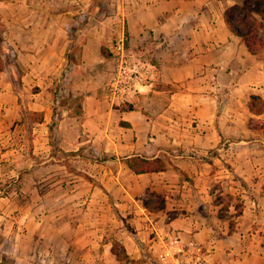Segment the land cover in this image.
Instances as JSON below:
<instances>
[{"label": "rangeland", "instance_id": "obj_1", "mask_svg": "<svg viewBox=\"0 0 264 264\" xmlns=\"http://www.w3.org/2000/svg\"><path fill=\"white\" fill-rule=\"evenodd\" d=\"M147 1L0 0V36L6 41L0 51L6 60L0 73V264H51L50 255H45L48 237L65 227L69 218L79 222L86 217L99 220L105 232L99 262L158 264V248L152 247L156 233L145 241L136 235L141 224L135 220L145 212L156 219L164 216V224L186 213L200 219L216 215L233 228L239 215L256 214L261 220L264 264V90L260 85L233 95L230 80L223 76L218 79L216 112L186 109L179 115L175 112L178 121L172 125L151 127L150 137L193 142L167 145L160 157L167 165L165 173L136 175L124 163L125 153L114 151L109 143V135L121 133L120 124L125 122L121 110L133 107L130 99L150 78L127 94L115 93L121 54L148 75L150 69L157 70L150 65L157 61L153 51L135 44L129 31L138 21L128 13ZM15 3L19 12H14ZM50 20L64 29L67 23V30H45ZM36 23L43 26L37 37L54 36L41 56L31 57L22 47L15 49L13 42L30 45L33 31L22 28ZM259 34L264 37V30ZM102 48L112 55L106 57ZM258 55L264 61V51ZM81 86L97 92L102 100L97 119L104 121L106 135H99V141L94 120L85 138L58 126L62 119L79 114ZM156 87L162 89L163 84ZM224 89L230 93L224 94ZM160 117L161 122L171 120ZM211 140L215 142L209 146ZM144 181L149 187L137 190Z\"/></svg>", "mask_w": 264, "mask_h": 264}, {"label": "crops", "instance_id": "obj_2", "mask_svg": "<svg viewBox=\"0 0 264 264\" xmlns=\"http://www.w3.org/2000/svg\"><path fill=\"white\" fill-rule=\"evenodd\" d=\"M237 2L236 0H150L140 9L128 13L135 19L137 17L138 21L129 28L132 41L153 51L157 61L152 60L150 65L157 70L150 69L149 80L140 86V93L130 99L133 107L121 110V120L125 121L120 124L121 133L118 137L109 135L111 138L109 143H112L114 151L125 153L124 158L136 155L154 158L161 157L163 151L166 152L174 141L185 145L193 143L189 140H172L166 136L150 137L148 133L151 127L163 123L172 125L173 122H177L178 120L173 116L175 112L177 115L178 112L186 109L197 113L203 109L216 112L218 79L223 76L230 80L232 86L229 90L233 95L241 96L242 92L249 93L253 84L260 85V90H264V61L258 54L250 52L241 37L234 34L225 21L226 7ZM13 7L14 12L20 11L17 3ZM2 8L0 4V12L3 11ZM26 25L27 28L22 29L25 32L32 30L34 39L28 41L30 45L21 46L13 42L15 49L20 46L26 55L41 56L50 45L54 34L43 36L39 32L40 37H37L38 31L43 27L41 23L34 24L32 28L30 24ZM65 25L66 29L50 20L45 30L52 32L54 28L53 31H66L68 25L67 23ZM1 31L3 32L0 23ZM4 42L6 43L2 34L0 51L5 49ZM26 47L28 50H24ZM5 68L6 63L0 73L4 72ZM157 83H162L163 88L158 89ZM170 86L178 88L171 89ZM80 88L83 99L79 114L62 119L58 126L75 131L78 136L85 138V135H90L89 122L94 120L97 123L95 139L99 141V135H106L104 121L97 119L102 115V100L97 92H90L84 86ZM229 93L224 89V94ZM134 111H146L151 115L149 118H138V114L133 116ZM160 116L169 117L171 120L161 122ZM202 121H211V118H203ZM213 141L215 142V140L207 141L208 145L212 146ZM83 143V140L79 141L80 145ZM233 143L241 142L233 141ZM241 153L246 155L244 152ZM198 173L202 174V171ZM146 174L152 173L136 175ZM149 185V182L144 181L136 186V189L146 190ZM176 190L178 188L172 189L173 195ZM185 204L190 206V203L185 202ZM151 213L145 212L137 217L135 222L139 221L141 226L137 227L136 235L145 241L155 232L152 247L158 250L167 230L174 229L185 237L197 238L211 250L214 258L225 264H261V220L256 214L239 215V222L236 228H233L226 224L227 220L216 215L204 216L200 219L186 213L182 218L164 224V216L156 219ZM68 220L70 222H65V227L53 231L48 237L50 242L49 247L45 249V255H50L51 264H104L98 259L102 254L101 246L105 237V232L100 230L99 220L95 221L88 217L82 218L79 222L73 218ZM218 223H223L224 227L217 228ZM249 223L250 226L246 227L245 224ZM74 224H77L76 227ZM126 243L129 244L130 241ZM57 255L61 257L57 258Z\"/></svg>", "mask_w": 264, "mask_h": 264}, {"label": "trees", "instance_id": "obj_3", "mask_svg": "<svg viewBox=\"0 0 264 264\" xmlns=\"http://www.w3.org/2000/svg\"><path fill=\"white\" fill-rule=\"evenodd\" d=\"M225 21L231 31L241 37L250 52L259 54L264 51V37L259 34L260 30H264V0H243L241 3L227 7ZM102 53L106 57L112 55L104 48H102ZM4 67V59L0 53V71H3ZM42 121L43 118H40L39 122ZM124 163L136 174L161 172L167 168L162 158H150L144 155L125 158ZM113 253L122 257V253L117 250H113Z\"/></svg>", "mask_w": 264, "mask_h": 264}, {"label": "built area", "instance_id": "obj_4", "mask_svg": "<svg viewBox=\"0 0 264 264\" xmlns=\"http://www.w3.org/2000/svg\"><path fill=\"white\" fill-rule=\"evenodd\" d=\"M124 49L123 45L119 46ZM149 77L147 71L140 67H132L125 53L119 58V68L114 79V92L127 94ZM158 264H225L213 257L209 248L205 247L197 238L185 237L174 229L166 232L160 249L156 253Z\"/></svg>", "mask_w": 264, "mask_h": 264}]
</instances>
